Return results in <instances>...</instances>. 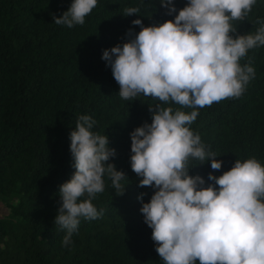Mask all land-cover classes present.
Returning <instances> with one entry per match:
<instances>
[{
  "label": "trees",
  "instance_id": "1",
  "mask_svg": "<svg viewBox=\"0 0 264 264\" xmlns=\"http://www.w3.org/2000/svg\"><path fill=\"white\" fill-rule=\"evenodd\" d=\"M188 0H173L177 11ZM72 0H0V200L8 215L0 218V264H164L155 251L151 229L139 211L154 189L139 187L130 167V133L151 123L157 104L139 95L124 100L102 57L105 49L134 38L140 26L174 19L161 0H97L83 25H57ZM139 8L125 16L127 8ZM264 22V0H256L244 21H233L236 35L255 34ZM129 29L131 33L129 34ZM255 69V77L239 98L196 109L190 129L222 168L189 160V175H199L207 187L208 173L219 176L235 160L255 158L264 166V45L250 49L240 61ZM81 115L96 124L95 134L108 137L116 155L112 163L125 178L122 195L105 173V188L92 203L103 215L80 219L72 243L63 246L66 230L54 223L61 200L59 186L75 169L69 134ZM141 193L145 195L138 199ZM86 197H81V200ZM198 264V262H197Z\"/></svg>",
  "mask_w": 264,
  "mask_h": 264
},
{
  "label": "clouds",
  "instance_id": "2",
  "mask_svg": "<svg viewBox=\"0 0 264 264\" xmlns=\"http://www.w3.org/2000/svg\"><path fill=\"white\" fill-rule=\"evenodd\" d=\"M256 0H188L179 9L173 0H161L174 19L158 25L140 26L134 38L102 52L124 100L143 95L168 105L193 109L186 113L157 104L149 108L151 123L130 133V167L141 177L139 187L154 189L139 211L152 230L155 251L164 264H264V166L255 158L233 166L221 175L208 173L209 183L189 175V160L210 162L213 171L222 168L216 154L206 150L190 125L196 109L225 99L239 98L255 77V69L240 61L250 49L264 45V22L253 34L236 35L233 21H244ZM97 0H72L57 25H83ZM139 8H127L125 16ZM129 34L131 29L128 30ZM96 121L79 116L69 134V150L75 169L59 186L60 206L54 223L66 230L63 246L72 243L80 219L103 215L92 203L105 188L104 175L122 195L125 178L114 164L106 135L91 129ZM144 193L138 199L142 200ZM81 197H86L81 200Z\"/></svg>",
  "mask_w": 264,
  "mask_h": 264
},
{
  "label": "rangeland",
  "instance_id": "3",
  "mask_svg": "<svg viewBox=\"0 0 264 264\" xmlns=\"http://www.w3.org/2000/svg\"><path fill=\"white\" fill-rule=\"evenodd\" d=\"M8 215V209L4 203L0 200V218L6 217Z\"/></svg>",
  "mask_w": 264,
  "mask_h": 264
}]
</instances>
